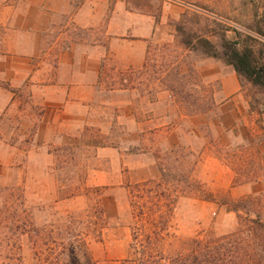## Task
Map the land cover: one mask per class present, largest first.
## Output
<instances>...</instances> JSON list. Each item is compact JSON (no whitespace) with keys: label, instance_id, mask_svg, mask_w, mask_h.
I'll return each instance as SVG.
<instances>
[{"label":"rangeland","instance_id":"obj_1","mask_svg":"<svg viewBox=\"0 0 264 264\" xmlns=\"http://www.w3.org/2000/svg\"><path fill=\"white\" fill-rule=\"evenodd\" d=\"M118 1L148 10L156 20L163 15L142 68L121 75L104 62L102 89L131 90L101 91L94 101L60 108L47 105L41 90L32 98V80L19 81L12 68L5 72L8 77L0 76V184L23 194L30 220L45 239L67 245L79 238L94 264H137L129 259L134 258L135 214L155 196L167 204L161 219L166 229L157 250H151L155 259L211 264V252L219 250L222 264H264L263 132L255 136L246 125L224 130L216 95L220 79L204 76L219 71L220 63L233 67L208 55L204 39L221 50L223 35H239V47L249 45L258 61L264 60V0L108 3ZM6 47L0 43V52ZM42 57L34 61L41 68L34 79L41 82L56 73L52 55ZM6 63L21 65L0 59V68ZM238 77L251 106H257L264 87ZM144 181L161 194L135 196L134 185ZM50 243L41 249L47 253ZM20 244L21 264H40L33 241L25 235ZM16 246L0 243V250Z\"/></svg>","mask_w":264,"mask_h":264},{"label":"crops","instance_id":"obj_2","mask_svg":"<svg viewBox=\"0 0 264 264\" xmlns=\"http://www.w3.org/2000/svg\"><path fill=\"white\" fill-rule=\"evenodd\" d=\"M161 22L163 15L156 20L148 10L132 9L120 1L110 6L108 0H0V43L7 45L0 59L21 63L3 64L0 76L8 77L5 72L12 68L19 81L32 80V98L41 90L47 105L60 108L94 101L101 91H129L127 86L102 89L104 62L117 71L142 68ZM47 54L55 60L56 73L41 82L34 79L41 70L34 61ZM219 66V71L204 76L220 79L216 95L222 128L231 132L246 125L255 136L263 132L264 141V98L252 107L235 69Z\"/></svg>","mask_w":264,"mask_h":264},{"label":"trees","instance_id":"obj_3","mask_svg":"<svg viewBox=\"0 0 264 264\" xmlns=\"http://www.w3.org/2000/svg\"><path fill=\"white\" fill-rule=\"evenodd\" d=\"M246 37L253 39V36L249 33L246 34ZM239 42V35L235 39L223 35L220 43L221 50H218L208 39H204L207 48L205 52L232 64L238 74H243L253 84L264 87V60L258 61L253 48L249 45L239 47ZM262 53L263 51H260L261 56ZM125 72L126 70H119L121 75ZM134 188L136 191L135 196L139 199L151 197L150 194H161L159 189H151L152 187L148 185L147 181L136 183ZM0 196L2 197L0 205V243L17 242L15 249L0 250V264L22 263L20 242L25 235L30 241H33L35 254L40 258V264H94L86 255V251L81 249L82 241L79 238H74L67 245L63 244L60 239H45L40 230L32 224L28 207L25 205V198L23 194L16 191V187L0 184ZM155 197L149 200L151 204L146 209L139 207L141 210L135 214L137 219L132 226V237L134 238L132 254L134 258L129 259L137 264H166L165 261L155 259L156 253L151 252L152 248L155 251L157 250V246H159L157 241L159 237H162L163 230L166 229L161 219L166 214L165 206L167 204L161 201L160 198L156 197L155 199ZM99 220L101 228H103L105 218L102 210H100ZM251 222L257 223L258 221L251 219ZM46 241L51 242L47 253L41 249V244L46 243ZM218 252L219 250L211 252L214 260V262H210L211 264H222L223 252L219 254ZM219 259L221 261L217 262Z\"/></svg>","mask_w":264,"mask_h":264},{"label":"clouds","instance_id":"obj_4","mask_svg":"<svg viewBox=\"0 0 264 264\" xmlns=\"http://www.w3.org/2000/svg\"><path fill=\"white\" fill-rule=\"evenodd\" d=\"M239 143L240 144H243L244 143V141H243V139L241 138L240 140H239ZM233 147H235L236 146V143L235 142H233V145H232Z\"/></svg>","mask_w":264,"mask_h":264}]
</instances>
